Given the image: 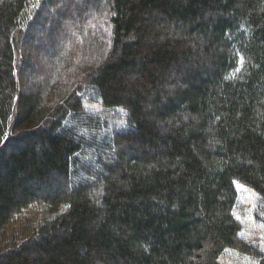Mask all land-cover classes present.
<instances>
[{
  "label": "trees",
  "instance_id": "obj_1",
  "mask_svg": "<svg viewBox=\"0 0 264 264\" xmlns=\"http://www.w3.org/2000/svg\"><path fill=\"white\" fill-rule=\"evenodd\" d=\"M60 1L0 0V264H264L236 217L247 188L264 222V0H90L110 44L56 51L26 90ZM33 204L52 217L7 240Z\"/></svg>",
  "mask_w": 264,
  "mask_h": 264
},
{
  "label": "rangeland",
  "instance_id": "obj_2",
  "mask_svg": "<svg viewBox=\"0 0 264 264\" xmlns=\"http://www.w3.org/2000/svg\"><path fill=\"white\" fill-rule=\"evenodd\" d=\"M84 5L88 8L93 3L90 0H85V2L84 0H61L57 10L50 11L45 7V14L50 18L46 17L43 27L40 26L32 30V40L27 42L26 54L31 69L24 68V77H26L24 86L26 90L33 91L32 89L42 82L46 69L49 68L50 61L55 59L52 57H54L56 51L59 52L62 49L64 52L69 51L76 44L86 45L90 41L85 42L87 39L85 36L89 35L99 38V41L107 45L110 44L109 24L105 19H94L90 15L92 11L83 14L81 8ZM65 11L68 12L70 17L64 18L62 16ZM78 29L85 30L82 38L77 34ZM64 36L67 37V40L66 37L64 39ZM81 40H83L82 43L79 42ZM91 108L95 111L103 112V109L98 106L97 102L92 104ZM107 115L110 116L109 120L111 122L119 123V125L123 123L122 118H124V114L122 111L119 113L111 112ZM112 125L109 126L112 127ZM254 204V193L247 188L240 189V204L236 207V217L238 216L242 222V234L244 238L258 243L264 249V227H261V225H264V222L255 217L253 212ZM52 215L53 212L48 206L33 204L13 218L10 225L5 229L3 236L7 240L23 239L28 235L31 228L49 219ZM222 261L224 264H253L250 258L231 251L223 254Z\"/></svg>",
  "mask_w": 264,
  "mask_h": 264
},
{
  "label": "snow or ice",
  "instance_id": "obj_3",
  "mask_svg": "<svg viewBox=\"0 0 264 264\" xmlns=\"http://www.w3.org/2000/svg\"><path fill=\"white\" fill-rule=\"evenodd\" d=\"M241 62H243V58L241 57ZM239 69H237L238 71ZM237 219H239V217L237 216ZM261 227H264V225H261Z\"/></svg>",
  "mask_w": 264,
  "mask_h": 264
}]
</instances>
